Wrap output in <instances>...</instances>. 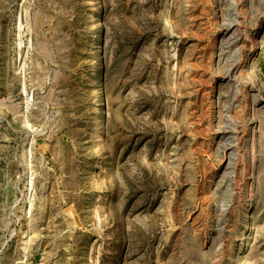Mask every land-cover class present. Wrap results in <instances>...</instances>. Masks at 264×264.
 <instances>
[{
	"label": "rangeland",
	"instance_id": "1",
	"mask_svg": "<svg viewBox=\"0 0 264 264\" xmlns=\"http://www.w3.org/2000/svg\"><path fill=\"white\" fill-rule=\"evenodd\" d=\"M0 264H264V0H0Z\"/></svg>",
	"mask_w": 264,
	"mask_h": 264
}]
</instances>
